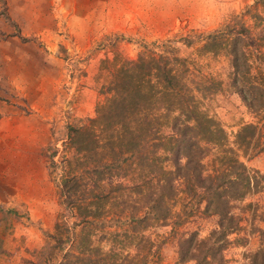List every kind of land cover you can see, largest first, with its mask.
Returning a JSON list of instances; mask_svg holds the SVG:
<instances>
[{"label":"trees","instance_id":"1","mask_svg":"<svg viewBox=\"0 0 264 264\" xmlns=\"http://www.w3.org/2000/svg\"><path fill=\"white\" fill-rule=\"evenodd\" d=\"M0 14L22 41L36 39L19 33L4 4ZM116 32L92 46L104 48L93 113L66 122L48 155L58 201L74 216L48 234V264H166V243L173 264H264V173L246 163L264 154V0H246L210 28L139 39L133 56ZM228 93L251 116L232 131L211 111ZM251 236L256 247L226 256Z\"/></svg>","mask_w":264,"mask_h":264},{"label":"rangeland","instance_id":"2","mask_svg":"<svg viewBox=\"0 0 264 264\" xmlns=\"http://www.w3.org/2000/svg\"><path fill=\"white\" fill-rule=\"evenodd\" d=\"M79 1L49 0L51 24L46 34L23 33L36 38L27 42H34L40 47V56H34L36 54L30 45L24 43V51L28 54L24 68L15 63L14 66L12 64L15 70L12 66L9 67L12 70H0V74L7 70L5 75H1L4 78H0V87L4 90L0 99L11 100L24 112L32 114L34 128L28 131V138L36 154L39 144L43 143L42 157L34 160L32 172L38 176L39 166L44 172L42 180L30 183L36 190L33 192V205L0 204V264H48L46 252L51 244L48 234L52 232L54 223L63 217L68 224H72L74 216L68 214L57 198L59 169L49 165L48 155L53 146L61 147L66 122H76L93 112L95 92L90 76L101 56L100 50L104 49L98 47L94 50L95 42H100L106 33L118 30L116 33H121L123 37L119 45L121 51L133 56L139 48V39L149 42L174 31L181 33L185 27L191 26L210 28L227 11L237 9L246 0H88L92 5L89 6L92 14H83L82 17L76 12ZM35 2L38 4L42 0ZM2 4L6 9L5 0H0V8ZM8 25L14 32L15 26ZM5 37V32L0 31V40ZM60 45L65 47L66 54L72 57L75 64L66 65L62 58L65 53ZM19 51L23 52L11 44L0 42L1 56H16ZM80 58H83L82 62L78 61ZM1 61L7 62L9 58H1ZM80 67L84 69L83 75L80 74ZM10 73L19 77L8 79ZM69 74L73 77L71 82ZM42 89L44 92L38 91ZM211 111L228 131L235 129L241 121L251 119L235 93L220 97ZM4 130L0 140L1 170L9 161L8 145L14 142L13 137L7 134L6 126ZM51 158L57 159V154ZM246 163L264 173L263 153L250 157ZM197 222L202 234L212 226L207 218ZM76 228L77 225L74 230ZM257 244L258 238L251 236L244 246L229 247L226 256L238 259L240 251L253 249ZM66 247L68 245H64ZM162 255L164 263L173 264L175 255L171 244L166 243L162 247ZM59 258L58 253L57 260Z\"/></svg>","mask_w":264,"mask_h":264},{"label":"crops","instance_id":"3","mask_svg":"<svg viewBox=\"0 0 264 264\" xmlns=\"http://www.w3.org/2000/svg\"><path fill=\"white\" fill-rule=\"evenodd\" d=\"M48 1L42 0L41 3L37 4L35 0H5L7 5L6 11L9 14L10 18L15 21L21 35L25 36L23 33L26 31H30L34 34L37 33L38 35H40L45 33L46 29L49 30L51 24V16L48 10ZM90 5V1L80 0L76 6L77 14L81 17L83 16V14H86V16L92 14V10L90 8L92 7V5ZM11 29L12 28L10 27V25H8V23L0 16V31H2L3 33L5 32L6 36L2 40H0V42L11 44L12 47L14 46L18 50L22 49L23 52L20 53L21 51H19L18 55L16 56L10 54L2 56L0 55V59L9 58V61L7 62H0V70H8L11 68L15 70L13 67L15 63H17L19 66L21 64L19 68H24V64L27 62L28 58V54L24 51L26 43L30 45L32 51L36 54L34 56H40V54H38L40 53V47L38 45H36L34 42L20 41V38L17 35L12 34ZM102 56L103 54L101 53L100 57ZM100 57H98L97 59L94 73L97 70ZM11 59H14L15 61H10ZM10 66L12 67L9 68ZM7 70H5V72ZM5 72L3 73L4 75ZM3 74H0V78H4V76H1ZM93 74L90 76L91 80ZM13 75V73H10V76H7V78L13 79L19 77H15ZM0 84L2 83L0 82ZM91 87H93V84L91 85ZM38 91L44 92V89ZM48 91L49 90L47 89V92ZM3 92L4 90L0 87V95H2ZM10 101L11 100L8 101L6 99H0V140L3 138V134L5 133V126L7 128V134L9 136H12L14 139V142H11L7 148V159L9 158V161L5 163L6 168L4 170H1L0 168V204H22L25 206H30L34 204L32 202L34 200L33 192L36 191H34L30 183L38 179L42 180V178L44 177L43 169H41L40 166L38 170V176H35L32 172L34 160L37 157H42L41 150L43 143L39 144L38 154H36L34 146L30 144L32 143V141H30L28 138V131H30L31 129L33 130L34 128L31 120L32 114L24 112L18 105L13 104ZM2 164L3 163L1 162L0 158V165Z\"/></svg>","mask_w":264,"mask_h":264}]
</instances>
